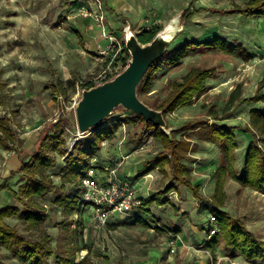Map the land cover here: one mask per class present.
<instances>
[{"label":"rangeland","instance_id":"1","mask_svg":"<svg viewBox=\"0 0 264 264\" xmlns=\"http://www.w3.org/2000/svg\"><path fill=\"white\" fill-rule=\"evenodd\" d=\"M255 1L259 0H0V79L4 84L0 118H10L12 128L23 140L18 149L30 152H20L23 160L36 149L39 132H46L57 120L64 126L67 155L75 143L87 141L89 134H79L77 130L76 104L82 90L125 69L127 56L121 48L126 27L134 35L157 27L165 30L177 17L179 31L164 56L184 43L213 38L239 45L251 55L242 60L211 46H196L179 63L163 66L156 74L151 72L147 91H137L138 99L156 110L170 95L172 84L181 82L186 73L192 69L210 72L201 96L164 115L165 132L181 143L180 149L184 147L182 163L190 172L191 184L199 189V199L172 180L169 166L151 171L150 177L138 178L144 163L167 152L166 143L163 145L154 129L127 122L133 114L119 107L102 125L121 124L111 139L100 144L92 162L109 161L114 165L129 156L123 160L120 172L131 176L137 194L144 199L173 188L163 196L166 204L153 203L141 210L145 225L137 224L135 218L116 217L105 227L95 229L90 211H74L65 216L55 205L54 194L38 199L48 213L38 228L29 231L17 218L5 219L31 241L40 240L45 233L50 235L54 255L48 259L49 264H56V258L70 259L73 254L75 264L84 257L91 264H264V255L247 261L220 239L213 249L207 244L215 235L209 230L218 232L216 222L211 221V208L215 206V171L223 164V158L219 147L204 140L198 131L211 124L233 128L236 176L244 171L245 150L250 142L264 150L261 136L249 123L252 109H264V102H252L256 95L264 94V15L250 12L249 4ZM186 9H190L189 16L182 22L179 16ZM238 9L242 11L237 12ZM84 11L92 14L90 25L83 21L89 20L83 17ZM98 15L103 16L102 23L95 21ZM104 35L112 36L115 42ZM57 83L62 84L66 96L57 93L60 89L52 91ZM232 93H238V97L226 110ZM17 154L0 145V185L7 183V188L0 189V209L20 207L14 199V192L23 183L16 173ZM56 160V168L48 173L59 187L62 182L58 175L64 159L56 156ZM78 183H66L64 193L71 194ZM223 191L225 201L219 209L240 220L264 245V193L239 185L229 175ZM0 262L25 264L2 246Z\"/></svg>","mask_w":264,"mask_h":264},{"label":"trees","instance_id":"2","mask_svg":"<svg viewBox=\"0 0 264 264\" xmlns=\"http://www.w3.org/2000/svg\"><path fill=\"white\" fill-rule=\"evenodd\" d=\"M249 5L252 6V11L250 12L264 15V2L262 0L251 2ZM189 10L183 11L182 20L184 22L187 21ZM236 11L240 12L242 10L238 9ZM159 30L160 27H157L155 30L137 34L139 42L142 44L150 42L154 34ZM80 42L82 43L81 39ZM201 45L211 46L242 60H248L251 57L250 54L245 52L243 47L231 45L218 38H213L211 41L202 43H184L166 56L163 54L162 57L151 65L143 76L141 84L137 89L138 93L142 94L147 91L151 72L156 74L163 66L179 63L192 53L193 48ZM121 50L127 56L126 66L130 58L129 53L124 44ZM1 75L2 71L0 69V77ZM210 76L211 74L207 70L192 69L182 77L181 82L172 84L170 95L156 110L161 111L165 115L174 112L179 107L192 104L194 98L201 96L205 92V81ZM60 85L62 84L57 83L52 91L60 89L57 93L60 96H66L64 88H62L63 86ZM3 87L4 84L0 79V105H3ZM259 88L262 89L263 87ZM237 97L238 93L230 95L228 103L225 106L226 110L229 109L228 105H231ZM252 102H264V94L260 93L256 95V97L252 98ZM127 122L132 124L139 122L144 127L154 129L157 137H161V140L158 139L162 141L163 145L166 143L164 148L167 149V152L160 153L155 159L144 163L142 172L138 175V178L149 174L155 169L163 170L164 166H169L171 168L172 180L191 190L193 196L199 199V189L198 187H193L191 184L190 172L182 163L185 155L183 154L184 147L182 149L179 147L181 143H178L179 141H176L174 136L171 135L169 137L159 127L146 122L142 117L133 115ZM249 123L250 127L261 136V140L264 142V109H252L249 112ZM120 124L112 122L96 127L89 134L87 141L75 143L73 151L67 155L64 126L57 120L54 124L50 125L46 132H39L37 142H35L37 144L36 149L29 155L28 159L23 160L24 157L21 153L24 150L21 151L17 146L23 140L18 137L12 128L9 117L3 116L0 118V145L6 151H17V159L19 161L16 173L21 175V181L23 182L19 185L18 191L14 192V199L20 207L5 206L0 209V246L12 252L14 258L25 264H49L48 259L54 255V251L50 247V235L45 233L40 240L31 241L20 235L16 228L9 226L5 222V219L15 217L29 231L38 228L48 218L46 208L41 206L38 199L45 197L47 194H54V203L62 209L65 216H69L74 211H80L78 208L80 200L78 186L71 194L66 195L64 193V185L66 183L76 184V182H79L85 176L86 170L90 167L91 160L100 149V144L105 140L111 139ZM198 131L204 140L212 142L219 147L223 158V164L215 171L216 186L212 197L215 206L211 208V214L216 222L218 232L217 234L215 232L213 239L207 244L213 249L220 239L228 249L237 252L245 260H258L264 255L262 241L255 238L242 225L240 220L232 218L219 208L223 207L225 201L223 184L227 175L243 187L264 193V150L258 147L256 142H250L245 150L244 171L240 176H236L233 166L237 144L233 128L227 125L211 124L209 127H203L202 130L198 129ZM172 134L174 135V133ZM24 153L29 154L30 152L26 153L24 151ZM56 156L64 159V167L61 168L58 175L62 182L59 187L53 183L52 175L48 173V171L53 170L57 166ZM5 188H7V183L4 181L0 185V189ZM172 189V187H168L161 193L158 192L145 198L142 203V211H145L153 203H157L158 205L166 204L163 196ZM132 218H135L137 224H146L142 221L145 218L141 215ZM55 261L56 264H75L74 254L70 259L56 258ZM0 264L4 263L0 262ZM78 264H91V262L88 257H84Z\"/></svg>","mask_w":264,"mask_h":264},{"label":"water","instance_id":"3","mask_svg":"<svg viewBox=\"0 0 264 264\" xmlns=\"http://www.w3.org/2000/svg\"><path fill=\"white\" fill-rule=\"evenodd\" d=\"M182 14L179 19L183 22ZM177 20L176 17L165 30H159L152 40L145 44L139 42L137 34L134 35L129 27L124 29V46L130 58L122 72L97 86L82 90L81 98L75 107L79 134H90L96 127L101 126L116 108L121 107L159 127L170 137L165 132L166 122L163 113L141 102L137 97V89L147 70L163 56L174 38L176 32L171 31V28H177Z\"/></svg>","mask_w":264,"mask_h":264},{"label":"built area","instance_id":"4","mask_svg":"<svg viewBox=\"0 0 264 264\" xmlns=\"http://www.w3.org/2000/svg\"><path fill=\"white\" fill-rule=\"evenodd\" d=\"M96 3H99V0H96ZM82 15L93 20L91 13L84 11ZM94 19L97 23H102L104 18L98 15ZM104 36L111 43L115 42L112 36ZM128 157L115 161L114 165L109 161L93 163L92 159L85 176L78 183L80 196L78 208L82 214L90 211L91 222L95 229L105 227L116 217L132 218L141 215L144 198L137 194L130 177L123 176L120 172L123 160ZM211 221H215L214 217H211ZM215 232L214 229L210 230L211 234Z\"/></svg>","mask_w":264,"mask_h":264},{"label":"crops","instance_id":"5","mask_svg":"<svg viewBox=\"0 0 264 264\" xmlns=\"http://www.w3.org/2000/svg\"><path fill=\"white\" fill-rule=\"evenodd\" d=\"M83 21H84V23L86 22V23H88V25H90L91 23V21H90V19L89 20H86V19H83ZM89 29H91V26L89 27ZM76 34H79V33H77L76 32ZM81 40H82V38H81ZM82 43L84 44V40H82ZM121 171V170H120ZM130 178V180H131V176H129ZM140 178V177H139ZM144 179H145V177H144ZM132 181V180H131ZM133 183H135V182H133ZM141 190V189H140ZM147 210V209H146Z\"/></svg>","mask_w":264,"mask_h":264},{"label":"bare ground","instance_id":"6","mask_svg":"<svg viewBox=\"0 0 264 264\" xmlns=\"http://www.w3.org/2000/svg\"><path fill=\"white\" fill-rule=\"evenodd\" d=\"M171 31H173V32H176V33H177V32L179 31V29L172 27V28H171ZM173 32H172V33H173ZM147 177H150V176H148V174H147Z\"/></svg>","mask_w":264,"mask_h":264}]
</instances>
